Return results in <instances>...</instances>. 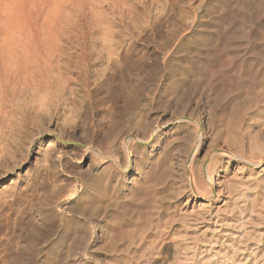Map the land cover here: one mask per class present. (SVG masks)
Wrapping results in <instances>:
<instances>
[{
	"label": "rangeland",
	"instance_id": "374dc122",
	"mask_svg": "<svg viewBox=\"0 0 264 264\" xmlns=\"http://www.w3.org/2000/svg\"><path fill=\"white\" fill-rule=\"evenodd\" d=\"M45 1L0 26L71 47ZM91 1L118 62L64 59L39 91L0 59V264H264V0Z\"/></svg>",
	"mask_w": 264,
	"mask_h": 264
},
{
	"label": "bare ground",
	"instance_id": "6f19581e",
	"mask_svg": "<svg viewBox=\"0 0 264 264\" xmlns=\"http://www.w3.org/2000/svg\"><path fill=\"white\" fill-rule=\"evenodd\" d=\"M36 0H34V2H35ZM39 2H42L43 0H38ZM47 1H50V0H47ZM47 1H45L46 2V5H47ZM87 0H53L52 1V3H53V5L52 6H54V11H52V13H49V14H51L50 16H52V18L51 17H49V19H53L54 21V23L52 24L53 25V27L52 26H50L52 29L54 28V25L56 26L55 27V30H56V32L54 33V32H51L52 34L54 33V35H56L55 36V38L56 39H58L59 37L60 38H63V39H65V40H67V41H69L70 42V44H71V47H69V48H67V47H65V45H64V47H63V45H61V44H63V43H60V45L59 46H57L56 45V47L54 48L53 46H50V45H48V43L49 42H43L42 40H40V41H37V39H38V34H42L43 32H44V30L43 29H45V28H40V29H42L43 31H42V33H40V32H37L38 34H34V33H32L31 32V34H29V33H26V35H20L19 33H21V32H23V31H16L17 33H14V34H18V36L17 35H15L16 36V40H17V42L15 41V37H13L14 35H13V33L11 34V35H9V33H8V31L7 30H9L8 28H6V27H8V26H5V30H4V25H6V24H9V21H11V20H9V18H10V16L12 15V14H21L23 11H25V9H26V7L29 5V4H31L32 3V0H0V14H1V16H0V23L3 25L2 27L0 26V54L2 55L1 57H0V59L2 60V62H5L6 63V67H8L9 66V72L7 73H4L3 75H5L6 74V76H5V79L3 78V76L1 77L3 80H5L4 82H6L7 83V86H8V88H9V86H14L15 88H17V86L19 85L20 86V84L21 83H25V84H28L29 85V83L27 82V80H29L30 79V87H35L36 89L38 88L39 89V91L42 89V90H48V89H51L53 86L55 87V86H57V84H58V82H57V84L56 85H54L53 84V82L54 83H56V75L57 74H55L54 72H56V69L57 70H60L61 69V66H60V63L62 62V60H67V64H68V67L67 68H78L79 69V62H81L82 61V59H81V61H80V59L79 58H88V56L90 57V59L92 58L93 59V55H98L99 57H98V59L97 60H103V62L104 61H106V64L108 63V66L111 64L112 65V63L113 62H118V61H116V59L118 58V55H119V53H118V50L119 49H121V48H123L122 46L124 45H122V43H120V41L119 40H115L114 38L116 37V36H118L119 35V38H121L120 37V34L122 33V30H118V29H115V26H114V28L111 26L112 24H101L100 22V20H99V14H100V16L102 15V14H104V12L106 13V11H101V12H96V10H94L92 7H89L88 6V4H91L90 3V1H89V3L87 4V3H85ZM93 1V0H92ZM91 1V2H92ZM100 1H103V0H100ZM108 1V0H107ZM111 1V0H110ZM117 1V0H116ZM122 1V0H121ZM138 1V0H137ZM140 1V0H139ZM143 1V0H142ZM93 2H95L96 3V1H93ZM127 2H128V0H127ZM154 2V1H153ZM36 3V2H35ZM34 3V4H35ZM85 3V4H84ZM98 4L100 3V2H97ZM114 3V2H113ZM113 3H111V2H104V4H103V6L100 4V6H102L101 8H103V9H105V8H108V10H111V11H113L112 9H115L116 10V8H113L114 7V5H116V4H114L113 5ZM123 3H125V2H123ZM37 4V3H36ZM40 4H42V3H40ZM93 4V3H92ZM119 4V3H118ZM45 5V4H44ZM43 5V6H44ZM46 5H45V8H46ZM50 5H51V3H50ZM86 5V6H85ZM122 5V4H121ZM121 5H119V8H120V6ZM77 6L79 7V8H85L84 9V12H83V15H82V17H81V15H80V13H79V15H80V17H79V15L78 14H76L77 15V17L78 18H76V19H79L80 20V23H78L77 25L79 26V27H72V25H71V23H72V19H71V17H70V13L73 11V9H75L74 7H76L77 8ZM96 6V5H95ZM94 6V7H95ZM98 6V5H97ZM99 6V7H100ZM118 6V5H117ZM124 6V5H123ZM123 6H121V8L123 7ZM35 7H36V5H35ZM99 7H97L96 9H99ZM128 7H130V6H128ZM132 7V6H131ZM44 8V9H45ZM81 8V9H82ZM128 9V8H127ZM40 10H43V9H40ZM47 10H50L49 8L47 9ZM99 10H101V9H99ZM98 10V11H99ZM114 10V11H115ZM32 11H33V9H32ZM36 11V10H35ZM44 12H49V11H45V10H43ZM80 11V10H79ZM118 11V8H117V10H116V12ZM119 11H120V9H119ZM21 12V13H20ZM51 12V11H50ZM74 12V11H73ZM76 12V11H75ZM110 12V11H109ZM123 12V11H122ZM127 13V12H126ZM125 13V14H126ZM24 14V12L21 14V15H23ZM25 14H26V12H25ZM25 14H24V16H25ZM28 14V13H27ZM35 14H37L36 12L34 13L33 12V15H35ZM40 14V12H38V14L37 15H39ZM45 14V13H44ZM87 14H90V15H92V17L91 18H88V16H87ZM108 14V13H107ZM121 14V13H120ZM41 16H43L42 14H40ZM39 15V16H40ZM48 15V14H47ZM106 15V14H105ZM119 15V14H118ZM117 15V16H118ZM123 15V14H122ZM122 15H120V16H122ZM13 16V15H12ZM12 16H11V19L13 20L14 18H12ZM23 16V17H24ZM39 16L37 17L38 18V21L40 22V20H39ZM45 16H46V14H45ZM44 16V17H45ZM62 16H64V17H62ZM108 16V15H107ZM119 16V19L121 18ZM130 15H128L127 17H129ZM3 17H7L8 18V20H7V18H3ZM16 17V16H15ZM19 17H20V15H19ZM23 17H21V18H23ZM94 17V18H93ZM101 17H103V16H101ZM110 17V16H109ZM111 17H112V19H113V16L111 15ZM115 17V16H114ZM131 17V16H130ZM129 17V18H130ZM17 18V17H16ZM21 18H19V19H17V23H19L20 21V19ZM26 18V17H25ZM41 18V17H40ZM106 18H108V17H106ZM124 18V17H123ZM126 18V17H125ZM45 19V18H44ZM43 19V20H44ZM48 19V20H49ZM71 19V20H70ZM88 19H90L91 21H92V25H90V20H88ZM101 19V18H100ZM110 19V18H109ZM116 19V18H115ZM75 20V19H74ZM73 20V23L75 22V21H77V20H75L74 21ZM78 20V21H79ZM95 20L99 23L98 24V26L96 25V23H95ZM111 20V19H110ZM122 20H124V19H122ZM15 21V20H14ZM19 21V22H18ZM26 21V20H25ZM70 21H71V23H70ZM88 21H90V22H88ZM103 21L105 22V20L103 19ZM22 23H23V21H21ZM35 22V21H34ZM38 22V23H39ZM41 22H43V21H41ZM50 22V21H49ZM49 22H47V24L49 25ZM52 22V21H51ZM55 22H56V24H55ZM111 22V21H110ZM11 23H14L13 21L11 22ZM26 22H24V24H25ZM44 23V22H43ZM107 23V22H106ZM112 23H113V20H112ZM30 24V23H29ZM40 24V23H39ZM12 25V24H11ZM11 25H9V26H11ZM14 25V24H13ZM13 25L11 26V27H13ZM43 25V24H42ZM68 27H67V26ZM74 25V24H73ZM76 25V22H75V26H77ZM90 25V26H89ZM108 25V26H107ZM21 26H23L22 28L24 29L25 27L24 26H26V25H21ZM45 26H47V25H45ZM93 26V27H92ZM10 27V28H11ZM31 27V26H30ZM35 27V26H34ZM38 27H39V25H38ZM38 27H36V28H38ZM91 27V28H90ZM3 28V29H2ZM14 29H16L15 27H13ZM12 28V29H13ZM13 29V30H14ZM26 29V28H25ZM48 29V28H47ZM50 29V28H49ZM49 29H48V32H45L46 34L47 33H49ZM51 29V30H52ZM126 29V28H125ZM27 30H28V28H27ZM46 30V29H45ZM10 31V30H9ZM123 31H125V30H123ZM13 32V31H12ZM15 32V31H14ZM28 32H29V30H28ZM10 33H11V31H10ZM45 33H44V35H45ZM51 33H49L50 35H51ZM22 34V33H21ZM25 34V33H24ZM27 34H29V36L27 35ZM223 34L224 33H217V34H215L214 35V38L217 40L218 39V41H221L222 40V37H223ZM13 35V36H12ZM43 35V34H42ZM28 36V37H27ZM48 36V35H47ZM79 36V38H78V40H74V41H76V42H74V41H72L74 38L73 37H78ZM10 37H11V39H10ZM42 37V36H41ZM46 37V36H45ZM220 37V38H219ZM29 39V40H28ZM32 39V40H31ZM84 40V41H80V40ZM90 39V41H91V39H92V42H93V46L92 47H90L91 49H90V51L88 50V40ZM236 39H237V37H236ZM52 40V39H51ZM55 40V39H54ZM52 41V42H55L56 43V41ZM60 40V39H59ZM7 41H9L10 43H14L15 42V44H14V48L16 47V49H14V50H12V49H10V48H12L11 46H10V48H9V46L7 45V43H9V42H7ZM29 41H33V43H29ZM61 42H62V39L60 40ZM124 41V40H123ZM40 42V43H39ZM13 43H12V45H13ZM36 43H38V44H36ZM59 43V41L57 42V44ZM68 43V42H67ZM76 43V44H75ZM51 44V43H50ZM9 45H11V44H9ZM34 45H37V47L35 46L34 47ZM52 45H54V44H52ZM97 45H100V47H98ZM55 46V45H54ZM256 46L257 45H255V46H253V47H250V48H248V51L249 52H252V57L250 58V60L248 61V62H246V69L248 70V71H250L251 73H252V75H253V78L254 77H257V76H260V75H262V73L263 72H261V69H262V60H261V56H262V50L263 49H261V48H259L258 47V49L256 48ZM37 49H39L38 51H37ZM68 49V50H67ZM37 51V52H36ZM120 51V50H119ZM54 53V55H53V57H55L56 58V56H57V59L55 60V59H53L51 56V54H53ZM49 54V55H48ZM6 55L8 56L6 59V61H5V57H6ZM14 55V56H13ZM51 55V56H50ZM49 56V57H48ZM52 58V59H51ZM236 58H237V56H235L234 57V61H231V65H233V64H236V67H238V64L237 63H239V62H236ZM120 59V58H119ZM55 60V61H54ZM87 60V59H86ZM91 61V60H90ZM64 62V61H63ZM62 62V63H63ZM85 62V61H84ZM99 62V61H98ZM86 63H87V61H86ZM2 64V63H1ZM81 64V63H80ZM118 64V63H117ZM105 65V64H104ZM115 65H116V63H115ZM2 66V65H1ZM82 65H80V67H81ZM103 66V65H102ZM63 67V66H62ZM65 67H66V65H65ZM83 67V66H82ZM104 67H106V66H104ZM109 68V67H108ZM4 69V68H3ZM2 69V70H3ZM75 69V70H76ZM106 69H107V67H106ZM5 70V69H4ZM71 70V69H70ZM102 70H104V69H102ZM62 71V70H61ZM58 72L59 74H61L62 72ZM247 71V72H248ZM0 72H1V70H0ZM66 72V71H65ZM103 72V71H102ZM106 72V71H105ZM2 73V72H1ZM0 73V74H1ZM53 73H54V75H53ZM64 73V72H63ZM228 73V72H227ZM65 74V73H64ZM68 74V73H67ZM69 75V74H68ZM100 75H102V73L101 74H99V76ZM264 75V74H263ZM62 76H63V74H62ZM65 76H66V74H65ZM105 76V75H104ZM250 76V75H249ZM248 76V77H249ZM58 78H59V76H58ZM251 78V77H250ZM58 80V79H57ZM60 80V79H59ZM62 80H64V79H62ZM250 80V79H249ZM258 80V79H257ZM1 82H2V80H1ZM0 82V83H1ZM64 82H65V80H64ZM67 82H69V81H67ZM65 84V83H64ZM22 85V84H21ZM66 85H68V83L66 84ZM65 85V86H66ZM58 86H60V84L58 85ZM21 87V86H20ZM69 87H70V85H69ZM12 88V87H11ZM22 88V87H21ZM28 88H29V86H28ZM58 88H61V87H58ZM56 89V88H55ZM63 90H64V88H62ZM69 89V88H68ZM1 91H3V89L1 88L0 89ZM4 90H5V88H4ZM30 90V89H29ZM59 90V89H58ZM67 90V89H66ZM10 91V90H9ZM13 90H11V92H12ZM19 91V90H18ZM20 91H21V89H20ZM33 91V90H32ZM38 91V92H39ZM15 92V91H14ZM13 92V93H14ZM30 92V91H29ZM34 92V91H33ZM37 91H36V93H38ZM44 92V91H43ZM54 92H55V90H54ZM1 93V92H0ZM17 93V92H16ZM19 93V92H18ZM21 93V92H20ZM19 93V94H20ZM23 93V92H22ZM27 93V92H26ZM32 93V92H31ZM30 93V94H31ZM47 93V92H46ZM52 93V92H51ZM2 94V93H1ZM0 94V95H1ZM24 94V93H23ZM29 94V93H28ZM3 95V94H2ZM17 95V94H16ZM36 95V94H35ZM34 95V96H35ZM40 95V94H39ZM33 96V95H32ZM33 96V97H34ZM36 97V96H35ZM1 98H3V97H1ZM0 98V99H1ZM45 101V100H44ZM3 102V101H2ZM3 107V106H2ZM0 112H1V110H0ZM130 140H134V139H129V141ZM142 141V140H141ZM196 152V151H195ZM194 152V153H195ZM60 157V156H59ZM207 177H208V184L210 185V187H211V185H212V179H211V176H210V174H209V172H208V175H206ZM196 187H199L197 184H196ZM201 198L203 197V196H200ZM10 264H31V263H26V262H23L22 260H20V259H15V260H13V261H11V263Z\"/></svg>",
	"mask_w": 264,
	"mask_h": 264
}]
</instances>
